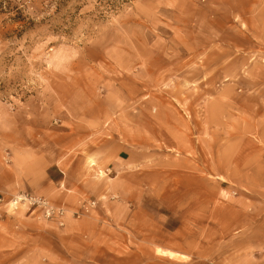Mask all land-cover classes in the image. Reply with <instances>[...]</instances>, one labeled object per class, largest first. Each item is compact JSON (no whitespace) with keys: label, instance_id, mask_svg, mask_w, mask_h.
<instances>
[{"label":"rangeland","instance_id":"rangeland-1","mask_svg":"<svg viewBox=\"0 0 264 264\" xmlns=\"http://www.w3.org/2000/svg\"><path fill=\"white\" fill-rule=\"evenodd\" d=\"M0 264H264V0H0Z\"/></svg>","mask_w":264,"mask_h":264},{"label":"built area","instance_id":"built-area-1","mask_svg":"<svg viewBox=\"0 0 264 264\" xmlns=\"http://www.w3.org/2000/svg\"><path fill=\"white\" fill-rule=\"evenodd\" d=\"M28 201H29V205H31V206H35V204H38L39 206H42L43 208H45V210H46L48 216H50V217H51V216H54V215L56 214L55 211H54V209L51 208V207H49V206L47 205V203H42V201H37V200H35V199H30V200H29L27 196H26V197H18V198L14 201L13 208L17 209L19 204H22V203L26 204ZM91 206H92V205H91ZM62 213H63V212H61V211H58V212H57L58 215H61Z\"/></svg>","mask_w":264,"mask_h":264},{"label":"crops","instance_id":"crops-1","mask_svg":"<svg viewBox=\"0 0 264 264\" xmlns=\"http://www.w3.org/2000/svg\"><path fill=\"white\" fill-rule=\"evenodd\" d=\"M54 188H55V187H52V190H53ZM32 189H33V191H34L35 193H37V194L40 195V196H41V195L44 196V195L46 194L45 191H47L48 193H50L49 190H45V191H43V188L41 187L40 184H38V185H36V186H33ZM56 190H57V188H56ZM44 192H45V193H44ZM57 193H59V190H57V191L54 192V194H57Z\"/></svg>","mask_w":264,"mask_h":264},{"label":"trees","instance_id":"trees-1","mask_svg":"<svg viewBox=\"0 0 264 264\" xmlns=\"http://www.w3.org/2000/svg\"><path fill=\"white\" fill-rule=\"evenodd\" d=\"M12 2H13V0H5V3L8 4V6H10L12 4Z\"/></svg>","mask_w":264,"mask_h":264},{"label":"bare ground","instance_id":"bare-ground-1","mask_svg":"<svg viewBox=\"0 0 264 264\" xmlns=\"http://www.w3.org/2000/svg\"><path fill=\"white\" fill-rule=\"evenodd\" d=\"M227 89H228V88H227ZM218 102H219V101H218ZM219 104H220V103H219ZM220 105H221V104H220ZM220 111H221V110H220ZM220 111H219V112H220ZM160 252H162V253H166V251H163V250H161Z\"/></svg>","mask_w":264,"mask_h":264}]
</instances>
